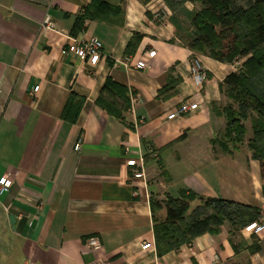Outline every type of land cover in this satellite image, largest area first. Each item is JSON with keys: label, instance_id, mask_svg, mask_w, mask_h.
Here are the masks:
<instances>
[{"label": "crops", "instance_id": "0c3cea01", "mask_svg": "<svg viewBox=\"0 0 264 264\" xmlns=\"http://www.w3.org/2000/svg\"><path fill=\"white\" fill-rule=\"evenodd\" d=\"M94 2L0 0V180L14 182L0 197L8 237L28 264H264V236L242 230L234 239L229 224L163 256L143 249L156 246L152 197L191 192L259 207L264 219L260 162L247 144L222 150L226 119L213 109L244 60L230 64L189 48L197 38L193 5L174 15L158 1L155 20L151 3L103 0L116 8L108 20L80 23ZM47 14L56 31L44 29ZM85 37L103 43L97 67L63 54L69 38ZM195 57L209 70L201 90L190 73ZM144 60L148 67L138 70ZM108 80L127 91V108L117 94L104 95L123 109L122 119L99 103ZM72 95L85 101L76 123L63 119ZM182 103L196 107L177 115ZM141 153L148 191L127 165ZM199 206L192 202L190 214ZM91 238L101 251L86 246Z\"/></svg>", "mask_w": 264, "mask_h": 264}, {"label": "trees", "instance_id": "16d2710c", "mask_svg": "<svg viewBox=\"0 0 264 264\" xmlns=\"http://www.w3.org/2000/svg\"><path fill=\"white\" fill-rule=\"evenodd\" d=\"M188 1L201 6L191 20L197 38L190 43L189 48L230 64L239 59L244 60L238 72L229 75L221 84L222 94L231 100L225 110L227 132L231 139L228 143H220L219 140L218 143L225 152L244 146L249 133L246 124L251 122L252 138L247 146L253 158L260 162L264 196V0H180L183 3ZM114 11L116 8L103 0H95L79 17V21H107L108 15ZM171 87V84L165 87L160 96L169 92ZM126 93V90L108 80L99 103L110 114L122 119L123 109L117 102L105 99L104 95L117 94L124 108H127ZM84 104V99L72 95L63 119L76 123ZM213 109L217 116L223 115L217 104L213 105ZM194 201H199L200 206L190 214ZM202 203L210 211L204 212ZM150 204L160 256L192 243L202 234L218 233L225 224L232 228L233 237L234 231L240 232L263 220V212L259 207L224 199L202 198L191 192H182L180 198L167 201L152 197ZM260 251V246L252 250L253 253Z\"/></svg>", "mask_w": 264, "mask_h": 264}, {"label": "built area", "instance_id": "2783aa9c", "mask_svg": "<svg viewBox=\"0 0 264 264\" xmlns=\"http://www.w3.org/2000/svg\"><path fill=\"white\" fill-rule=\"evenodd\" d=\"M43 27L46 30L56 31V27L52 17L47 14L43 23ZM70 43L63 50L64 55H74L82 61L89 63L93 67H97L100 60L104 56L103 54V43L98 38H69ZM157 55L156 51L149 52L147 57L153 60ZM118 62V61H117ZM118 64L128 66L127 63L119 61ZM149 65L147 61H141L137 65L138 70H145ZM190 73L195 86L201 90L205 84L209 81V70L204 66L199 57H195L190 67ZM39 87L34 89V92H38ZM196 106H191L187 103H182L177 111V115H186L193 111ZM77 150H81V144L77 146ZM127 165L133 170V180L141 182L145 190L148 191V176L146 167V158L141 153L138 157L128 160ZM14 186V182L11 179L3 178L0 180V197L8 194ZM150 199L149 196H147ZM248 236H253L258 239H262L264 236V219L261 222L253 223L243 230ZM86 246L97 252L102 250V244L99 239L91 238L88 240ZM146 251H157V247L152 243H146L143 246Z\"/></svg>", "mask_w": 264, "mask_h": 264}, {"label": "rangeland", "instance_id": "374dc122", "mask_svg": "<svg viewBox=\"0 0 264 264\" xmlns=\"http://www.w3.org/2000/svg\"><path fill=\"white\" fill-rule=\"evenodd\" d=\"M143 2L145 1V3H151L153 10L151 11L152 16H155V20H159V14H154L156 13V11L159 9V5H158V1L162 4H165V6H163L164 8H168V10H170L174 15H180L186 5H190V6H194L193 10H194V16L197 14L198 11H200L201 6L200 4L194 3V2H180V0H173L166 2L165 0H142ZM196 7V8H195ZM154 12V13H153ZM159 13V12H158ZM162 13V12H161ZM231 103V100L227 97H225V102L223 105H219V110L221 111V113H223L222 117H224L226 119L225 116V110L228 107V105ZM228 121L226 119V125L225 128L223 129L219 141L224 142V143H228L229 140L231 139V135H229V133L227 132V125ZM246 127L248 128V136H247V141L246 144L248 143V141L252 138V125L251 122H248L246 124ZM245 146V145H244ZM202 207H204V212L205 211H210V209H207L205 204L202 203L201 204ZM238 232L233 233V237L234 239L237 237ZM9 235H7V231H5L4 225L1 222L0 223V264H28L27 263V259L25 256H23L20 252V246L18 244V242L14 239H12L11 237H8Z\"/></svg>", "mask_w": 264, "mask_h": 264}, {"label": "water", "instance_id": "95a60500", "mask_svg": "<svg viewBox=\"0 0 264 264\" xmlns=\"http://www.w3.org/2000/svg\"><path fill=\"white\" fill-rule=\"evenodd\" d=\"M11 222H12L13 225L15 224V219H14V217L11 218Z\"/></svg>", "mask_w": 264, "mask_h": 264}]
</instances>
